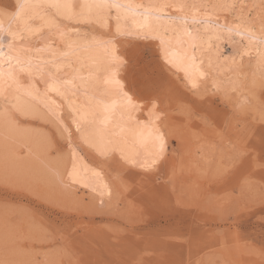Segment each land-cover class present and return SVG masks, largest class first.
<instances>
[{
  "label": "snow or ice",
  "instance_id": "1",
  "mask_svg": "<svg viewBox=\"0 0 264 264\" xmlns=\"http://www.w3.org/2000/svg\"><path fill=\"white\" fill-rule=\"evenodd\" d=\"M233 13L234 22H217ZM16 16L26 19L21 33L13 34L14 38L35 36L42 43L35 49L9 44L8 52H0V139L4 159H20L19 149L25 148L28 156L46 170L51 179L50 191L63 198L59 206L66 212L111 215L114 209L124 208V213L117 212V218L104 225V232L114 241L128 232L127 212L144 211L129 202L125 193H129L135 178L158 174L167 166L169 138L176 134L168 124L166 109L173 103L168 95L153 96L144 117H140L144 104L132 102L119 78L127 64L122 50L151 46L159 63L184 89L200 98L217 93L227 98L241 78H247L248 73L241 71L244 57L255 49L251 83L255 86L259 82L264 88V0L248 4L244 0H27L20 3ZM32 20L41 23L33 25ZM233 35L239 39L233 41ZM222 41L230 42L234 49L230 65L219 63ZM236 57H240L239 63ZM225 67L234 77L231 89L213 75ZM101 83L115 85L118 99L101 105L96 95ZM174 104L171 112L185 117L186 123L197 119L208 124L206 118L195 114L191 103L177 98ZM258 115L264 121V106ZM192 139L198 145L197 154L207 162H189L186 166L181 160L170 175L156 182L174 187L177 173L192 172L193 168L201 180L221 184L235 180V191L214 198V210L223 214L234 201L253 191L257 182L248 173L236 175L243 152L236 149L227 162L221 157L213 164L200 143V134L193 131ZM113 162L118 171L110 178L105 169ZM254 167L264 171V161L256 162ZM24 181L22 172L6 170L0 176V212L8 218L23 217V239L46 247L41 250L42 261L28 256L16 264H85L70 243L72 225L37 219L10 196ZM260 184L264 188V181ZM182 204L176 200L177 207ZM212 239L211 250H206L209 245L202 240H189L187 264H232L221 255L233 247L229 233H214ZM247 248L264 264V241L259 247ZM192 253H196L194 259ZM129 264L144 261L137 257Z\"/></svg>",
  "mask_w": 264,
  "mask_h": 264
},
{
  "label": "rangeland",
  "instance_id": "2",
  "mask_svg": "<svg viewBox=\"0 0 264 264\" xmlns=\"http://www.w3.org/2000/svg\"><path fill=\"white\" fill-rule=\"evenodd\" d=\"M12 1L0 0V9L12 11ZM121 55L126 57L127 64L120 70L119 78L127 91L146 107L153 96H170L173 103L166 109L169 111L168 124L176 130L175 137L169 138L167 166L158 174L135 178L129 193H125L129 202L144 210L142 214L127 212L129 227L126 236L114 241L104 232L105 223L117 218V212L124 213V208L114 209L111 215L66 212L59 206L63 198L50 191L51 179L46 170L28 156L25 148L19 149L20 159L5 160L1 139L0 176L6 170L22 172L25 176L23 186L10 196L22 208L34 213L37 219L72 225L74 234L70 236V243L85 264H129L137 257H142L144 264H187L189 240H202L209 245L206 250H211L213 234L221 231H227L233 240V247L221 253L224 258L232 264H260V258L250 254L247 248L259 247L264 241V188L260 184L264 181V171L254 167L256 162L264 161V121L258 115V110L264 106V88L259 82L255 86L251 83L253 60L243 63L241 71L248 76L241 78L236 90H230L227 98L223 93L200 98L184 89L167 72L151 46L129 47L123 49ZM213 75L231 89L230 80L234 77L228 68L219 73L214 71ZM208 87H211V81ZM162 89L166 92L162 93ZM177 98L191 103L195 114L206 118L208 124L197 119L186 123L185 117L171 112ZM242 104L243 109L240 108ZM193 131L200 134V143L204 144V152L213 164L221 157L227 162V157L235 154L236 149L243 152L236 175L248 173L257 182L253 191L234 201L223 214L214 210V198L222 196L225 191H235V180L223 184L201 180L193 168L192 172H178L174 187L156 182L170 175L181 160L186 166L189 162L193 165L207 162V158L202 159L197 154ZM105 170L111 178L118 166L115 162L107 163ZM177 199L182 201V206H176ZM25 232L23 217L8 218L0 212V261L16 264L28 256L36 261L43 260L41 250L46 245L23 239ZM21 249L32 251L25 253ZM145 252L149 254L142 256ZM195 255L192 253L193 259Z\"/></svg>",
  "mask_w": 264,
  "mask_h": 264
},
{
  "label": "bare ground",
  "instance_id": "3",
  "mask_svg": "<svg viewBox=\"0 0 264 264\" xmlns=\"http://www.w3.org/2000/svg\"><path fill=\"white\" fill-rule=\"evenodd\" d=\"M12 2H13L12 11L7 10V9H6L7 11L4 10V9H0V45H2V46H0V52H8L9 51V49H8V45L9 44H12L14 48H19L22 45H27V46H29V47H31L33 49L40 47L42 41L38 37L34 36L32 39L25 38L24 40H18V39L14 38L13 34H16L18 36L21 33V31H22V29L24 27V20L26 19V17H17L16 13L19 11L20 3H25V2H27V0H13ZM250 2H251V0H244L245 4H248ZM245 10L247 11V8ZM255 14H256V10H253L251 12V15L254 16ZM221 15L224 16V14H221ZM233 16H234V13H233V15L224 16V20L223 21H217V22H225V23L234 22ZM31 23L33 25H38L41 22L39 20H32ZM44 35H47V33L45 32ZM232 38H235L237 40L239 39L235 35H233ZM224 44H227L228 46L227 45L225 46ZM241 44H244V42L241 41ZM226 47H228V49L225 50L224 48H226ZM220 52H222V56L223 57H221L219 63L220 64H225V62H226V63H228L230 65L231 61H232V56L234 55V49H233L231 43L222 41L220 43ZM229 52L231 54H229ZM32 54H35V53H32ZM235 59H236L237 63L240 62V57H236ZM249 60H253V64L255 65V60H256V50L255 49H252L250 56H245L244 57L243 63L244 62L247 63ZM225 68H227V67H225ZM225 68H223V69H225ZM215 74H217V73H215ZM104 78L105 77L102 75L101 76V81H103ZM37 83H39V81H37ZM41 87H43V85H41ZM224 87H226V86H224ZM114 90H115V85H104L103 83L100 84L99 90L97 91L96 95H97V99L99 101H101V105L104 102H111L112 100L118 99L115 96V91ZM126 91H127V89H126ZM106 92L108 93L107 95L105 94ZM128 93L130 94V92H128ZM130 95L132 97V102L134 104L139 105V103L134 100L133 94H130ZM146 110H147V107L144 106V110L139 113L141 118L144 117V115L146 113ZM101 111H102V107H101ZM115 115H116L117 118H119V112L118 111L115 113ZM1 142H2V140H1ZM2 144H3V142H2Z\"/></svg>",
  "mask_w": 264,
  "mask_h": 264
}]
</instances>
